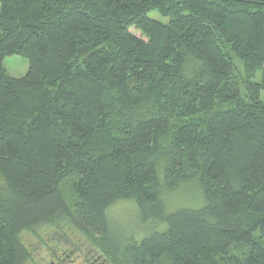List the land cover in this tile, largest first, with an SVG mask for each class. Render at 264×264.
Wrapping results in <instances>:
<instances>
[{
  "label": "trees",
  "instance_id": "obj_1",
  "mask_svg": "<svg viewBox=\"0 0 264 264\" xmlns=\"http://www.w3.org/2000/svg\"><path fill=\"white\" fill-rule=\"evenodd\" d=\"M262 90L264 0H0V264L84 240L111 264H264ZM188 182L205 204L166 212ZM119 200L163 227L119 243Z\"/></svg>",
  "mask_w": 264,
  "mask_h": 264
},
{
  "label": "rangeland",
  "instance_id": "obj_2",
  "mask_svg": "<svg viewBox=\"0 0 264 264\" xmlns=\"http://www.w3.org/2000/svg\"><path fill=\"white\" fill-rule=\"evenodd\" d=\"M148 16L164 23L169 20L166 17H162L155 10L148 12ZM2 65L9 74L15 78L24 76L28 70V60L20 55L7 56L3 60ZM256 79H259V75H257ZM260 95L261 99L264 101V90L261 91ZM159 173V177L163 180L162 172L160 171ZM162 200L166 212H172L177 208L196 209L205 204L203 190L196 182L183 183L174 191L163 192ZM139 211V208L133 200H119L112 203L107 208V217L112 234L118 239L119 243H127L129 240L133 239L140 240L142 237L149 235L153 231L160 230L163 227L153 221H142ZM43 229V227H39L36 231H41V235L43 236L46 230H53V227L48 226L45 228V231ZM34 235L33 232L28 231H24L21 234V240L29 250L36 242V236ZM83 238L84 237L81 235L80 239ZM91 245L90 242L88 243V241L84 240L82 241L80 249L85 251L89 249L93 250L92 248H94V246ZM43 255L42 249L32 250L30 261L27 262V264H38L39 262L37 259L41 262L42 260L39 257ZM78 264H84V262H79Z\"/></svg>",
  "mask_w": 264,
  "mask_h": 264
},
{
  "label": "flooded vegetation",
  "instance_id": "obj_3",
  "mask_svg": "<svg viewBox=\"0 0 264 264\" xmlns=\"http://www.w3.org/2000/svg\"><path fill=\"white\" fill-rule=\"evenodd\" d=\"M41 249L44 255L39 257L41 262L37 259L38 264H111L101 255L92 253L91 250L70 247L67 242L50 243Z\"/></svg>",
  "mask_w": 264,
  "mask_h": 264
}]
</instances>
